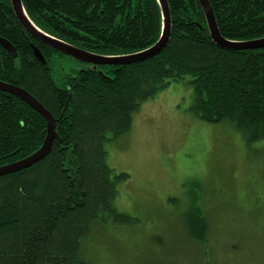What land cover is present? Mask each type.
<instances>
[{"label":"trees","instance_id":"obj_1","mask_svg":"<svg viewBox=\"0 0 264 264\" xmlns=\"http://www.w3.org/2000/svg\"><path fill=\"white\" fill-rule=\"evenodd\" d=\"M166 1L171 33L157 56L98 68L108 80L79 63L73 75L58 82L56 58L71 59L31 39L10 1L0 0V37L17 54L14 59L0 46V81L25 90L50 112L57 135L40 162L0 177V264H91L86 251L97 232L139 223L116 207L118 183L128 175L110 167L104 143L129 134L140 106L171 84L189 85L190 112L207 123L230 125L248 150L264 160V49L219 48L209 37L197 0ZM208 1L226 40L264 37V0ZM22 3L40 30L94 54L138 52L160 36L155 0ZM30 44L39 49L45 65ZM45 128L39 114L0 92V166L38 150ZM175 200L167 202L174 205ZM187 202L188 217L192 215L188 240L205 248L209 217L197 196L191 194ZM256 230L264 235V226Z\"/></svg>","mask_w":264,"mask_h":264},{"label":"rangeland","instance_id":"obj_2","mask_svg":"<svg viewBox=\"0 0 264 264\" xmlns=\"http://www.w3.org/2000/svg\"><path fill=\"white\" fill-rule=\"evenodd\" d=\"M55 62L57 81L80 66ZM190 101L189 85L171 84L140 106L129 134L104 143L110 167L128 175L116 207L139 223L97 232L91 264H264L263 232L252 231L264 226V160L230 125L196 118ZM191 194L209 217L205 248L188 240Z\"/></svg>","mask_w":264,"mask_h":264},{"label":"water","instance_id":"obj_3","mask_svg":"<svg viewBox=\"0 0 264 264\" xmlns=\"http://www.w3.org/2000/svg\"><path fill=\"white\" fill-rule=\"evenodd\" d=\"M11 5V10L18 21L19 25L23 31L35 42L38 44L44 45L50 49H53L65 57L70 58L74 62L82 63L88 66V69L91 72H96L101 78L108 80V77L105 74L98 70V68L104 67H118L126 66L131 64H136L143 62L145 60L151 59L154 56H157L163 48L167 45L170 33H171V18L168 3L166 0H155L161 17V31L160 36L156 43L152 46L130 54L124 55H99L94 54L77 47H74L62 40H59L42 30H40L28 17L25 8L23 6L22 0H9ZM201 11L204 16L206 28L209 33L211 41L224 50H262L264 49V37L242 41V42H233L223 38L218 30L217 23L212 12L210 3L208 0H197ZM0 46L4 48L14 59L17 57V54L14 48L4 39L0 37ZM30 47L34 53V56L37 60L45 65L46 62L40 53L39 49L30 44ZM0 92L6 93L8 95L14 96L29 108H31L35 113L39 114L45 121V138L42 142L41 147L30 154L29 156L16 161L11 164L0 166V177L6 176L24 169H27L34 164L40 162L44 159L50 152L53 141L57 139L55 132V120L53 116L48 112L34 97H32L25 90L18 88L13 85H9L0 81Z\"/></svg>","mask_w":264,"mask_h":264},{"label":"bare ground","instance_id":"obj_4","mask_svg":"<svg viewBox=\"0 0 264 264\" xmlns=\"http://www.w3.org/2000/svg\"><path fill=\"white\" fill-rule=\"evenodd\" d=\"M25 158V157H24Z\"/></svg>","mask_w":264,"mask_h":264}]
</instances>
